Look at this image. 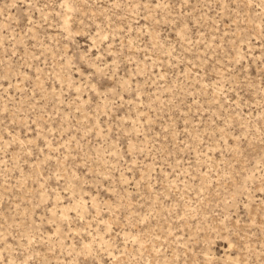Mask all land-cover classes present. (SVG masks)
I'll return each instance as SVG.
<instances>
[{
  "label": "rangeland",
  "instance_id": "rangeland-1",
  "mask_svg": "<svg viewBox=\"0 0 264 264\" xmlns=\"http://www.w3.org/2000/svg\"><path fill=\"white\" fill-rule=\"evenodd\" d=\"M0 264H264V0H0Z\"/></svg>",
  "mask_w": 264,
  "mask_h": 264
}]
</instances>
